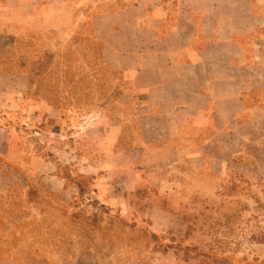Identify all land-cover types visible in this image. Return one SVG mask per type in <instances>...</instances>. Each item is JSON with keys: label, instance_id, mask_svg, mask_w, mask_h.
<instances>
[{"label": "crops", "instance_id": "0c3cea01", "mask_svg": "<svg viewBox=\"0 0 264 264\" xmlns=\"http://www.w3.org/2000/svg\"><path fill=\"white\" fill-rule=\"evenodd\" d=\"M0 30L98 42L116 90L100 101L114 107H60L27 89L0 94V160L21 157L33 175L52 165L43 177L50 191L92 196L119 230L157 237L137 235L123 247L181 264L177 241L190 234L180 200L210 184L217 193L233 176L264 183V0H0ZM24 79L0 73V91ZM64 166L79 183L60 176ZM24 216L41 221L42 209L28 206ZM22 229L0 226V264H18L10 247Z\"/></svg>", "mask_w": 264, "mask_h": 264}, {"label": "rangeland", "instance_id": "374dc122", "mask_svg": "<svg viewBox=\"0 0 264 264\" xmlns=\"http://www.w3.org/2000/svg\"><path fill=\"white\" fill-rule=\"evenodd\" d=\"M99 49L98 42H86L71 34H9L0 30V73L28 75V81H13L10 89L4 87L0 94H20L21 89H27L26 94L48 97L60 107H91L94 111L114 107L113 103L100 101L115 95L116 90L109 84L114 75L101 66ZM253 154L262 156L260 152ZM21 163V157L16 156L0 160V226L4 227L3 234L7 221L23 227L18 246L10 247L18 264H162L150 249L121 245L126 239L135 240L137 235L157 237L124 231L122 227L119 230L122 222L104 218V211L99 213L100 206L92 196L71 201L50 191L43 177L53 172L54 166H44L43 173L33 175L31 166ZM238 168L242 174L253 171V177L260 172L258 168ZM22 170L29 171V200L24 197L27 188ZM59 174L68 182H80L67 166L61 167ZM235 177L222 184L218 194L210 184L180 200L177 209L190 234L188 242L177 241V253L184 260L181 264L264 260V183L237 181ZM28 206L31 210L33 206L42 209L41 221H24ZM75 208L81 210L74 219L68 212Z\"/></svg>", "mask_w": 264, "mask_h": 264}]
</instances>
